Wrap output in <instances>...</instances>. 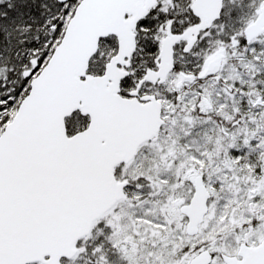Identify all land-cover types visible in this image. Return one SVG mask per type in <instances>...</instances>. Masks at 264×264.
<instances>
[{"label":"snow or ice","instance_id":"6c2138e0","mask_svg":"<svg viewBox=\"0 0 264 264\" xmlns=\"http://www.w3.org/2000/svg\"><path fill=\"white\" fill-rule=\"evenodd\" d=\"M0 264H264V0H0Z\"/></svg>","mask_w":264,"mask_h":264}]
</instances>
